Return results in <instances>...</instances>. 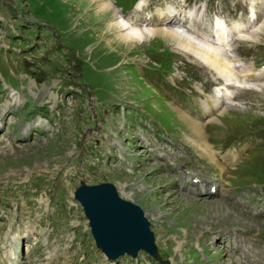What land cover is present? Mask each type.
<instances>
[{"label":"rangeland","instance_id":"1","mask_svg":"<svg viewBox=\"0 0 264 264\" xmlns=\"http://www.w3.org/2000/svg\"><path fill=\"white\" fill-rule=\"evenodd\" d=\"M116 1L118 4L128 7L130 0ZM236 1L244 10L252 1L259 15L263 11L260 0H190L188 5L183 4V0H148L145 11H148L150 7L153 9L154 6L155 8H165L167 5H172L176 7V11L184 14L192 5L205 3L207 11L204 18L211 20V16L217 14L229 22ZM123 13L127 16L139 17L137 13L133 12V9L123 10ZM0 15L2 16L0 24H3V19L6 22L12 21L15 29H12L11 22L0 25V30H12L8 31V39L4 41L9 50L7 51L6 47L0 48L1 82L5 80L9 85L20 88L24 83L20 74L33 72L32 66L26 65L25 58L28 57V51L25 49L31 48L34 44L36 50L39 51L36 52L35 50L33 53L35 56L31 55L30 61L35 62L32 65L39 72L38 74L33 72L36 77L44 78L45 74V78L52 79L58 76L59 79L64 78L60 83L67 85L71 74L64 69V65L63 67L61 65L62 62H67L73 70H75L74 65L77 67L80 73L77 83L83 86L84 95L91 94L98 102L109 103L105 110L103 108L101 110L100 107H97L98 104L94 103L99 119L94 110L91 109L92 102L89 99H82L81 94L83 92L77 94L78 96L75 95L73 98V118L71 108L65 104L64 120L60 125L55 122L57 124L55 134L49 135L48 140H31L26 144H20L21 147L14 145L12 151L4 148L0 150V179L7 180L8 183L0 186V194L7 201V204L16 201L23 202L22 187L28 189L30 191L28 193L32 192L33 187H28L24 182L29 174L28 171L33 174L40 172L41 177H44L49 183L59 177L67 185L66 188L60 180L57 181L53 204L57 206L59 212L64 213L65 211L68 212V215L72 213L74 208L72 205L71 212L67 209L68 201L72 204L70 192L80 181L92 183L108 180L115 184L123 198L133 200L143 208L158 235L157 244L162 249L161 253L166 254L169 259L174 258L179 264L209 262L210 258L201 256V253L197 255L194 250H192L191 256L197 255V258L189 257L187 255L188 248L197 245L201 247L203 243L206 245L214 231L233 223L239 229V233L246 235L248 242L255 246L257 261L264 259V216H252L248 209L242 208L233 199L212 200L179 190L176 187L177 182L174 181L169 172L165 171L161 163L153 160L151 158L152 153L150 155V152L146 151L144 147V138L152 137V134L162 137L164 132H145L142 126L147 125L148 120H143V125L140 123L141 119L144 118L140 115L141 110L144 109L142 102L148 103V106L155 112L152 114L156 116L161 112L162 107L156 111L154 106L157 104L156 100L153 99L161 96L162 101H168L160 89L149 85L148 81L151 80L147 81L145 75L150 76L149 73L155 75L160 72L161 74L165 73V77L170 74L169 82L172 86L182 91L185 90L184 93L192 97L193 95H201L197 89L198 86L209 91V88L217 81L211 71L191 55L177 49L175 43L163 41L158 37L136 46L135 49H127L118 43L109 45L108 42L113 37V33L105 29L107 19H98L94 14V8L88 9L87 6L81 4L80 0H0ZM145 16L142 15L141 18L144 20ZM201 21L206 20L202 19ZM262 24L261 22L260 25ZM203 25L206 26L207 24L204 23ZM263 33L259 37L260 40L238 42L241 50L240 57L243 61L251 60L255 66L264 64ZM4 37L3 33H0V43H3ZM49 47L50 55L43 57L39 63L38 57H42V53L49 54ZM164 48L166 50L162 52ZM32 49L35 48L32 47ZM20 50L22 51L21 54H19ZM156 51L165 54L164 60L168 62L166 65H163L164 62L157 56L159 53ZM127 60L136 63L137 70L131 63H126ZM153 60L158 61V65H154ZM39 65L44 73L37 68ZM171 68L172 72H167ZM142 69H145V75L142 73ZM61 70L66 72L61 74L63 78L58 75ZM1 82L0 87L2 89ZM50 82L51 80L46 81L47 84ZM240 94V99L234 100L233 104L223 113L221 121H212L207 126V130L211 134L208 139L215 146L219 144L221 136L229 133L232 136L243 135L259 128V125L255 127L254 120L264 121V88L261 90L243 89ZM38 97L42 100L44 96L39 95ZM115 100L117 103H114ZM4 101L6 98L0 95V102ZM29 101L25 108L21 109L22 114L32 108ZM174 108L179 112V117L180 114L185 115L176 106ZM168 109L170 110V107ZM163 110L167 111L165 105H163ZM80 113L83 115L81 119H79ZM61 114L62 110L59 112V115ZM129 116L134 121H129ZM153 118H157V116H153L151 120ZM20 120L24 122L26 116L21 117ZM215 123L220 127L223 126L222 130L213 127ZM168 125L173 129L180 130L182 135L185 134L183 128L189 132L184 121L178 123L171 120ZM59 127L63 128L59 129ZM188 127L196 133L195 126L188 124ZM203 134L207 135L205 131ZM149 139L153 141V138ZM229 141L230 138L228 137L226 143ZM204 143L206 144L205 149L204 146H199L206 150L207 138ZM209 146L212 150V146ZM120 148L127 149L123 153L119 150ZM109 155L110 157H107ZM187 162L186 164L194 169L202 165V162L195 161L193 154L190 155ZM238 171L243 174L245 182L250 180L246 174L248 172L246 167L241 165L232 173H238ZM209 172L212 177H216L214 168H210ZM35 176L32 175V179ZM43 191L41 190L40 193ZM34 198L37 196H31L29 200L32 201ZM259 199L261 197H258ZM261 203L255 202V206L259 208ZM28 205V208L33 207L31 202ZM230 212L235 215L233 216ZM156 215L158 217H155ZM217 217H221L220 221H212ZM74 218L79 221L78 234H80L81 239L85 238L81 247L89 257V264L120 263L124 257L119 258L114 263L112 261L109 263L95 248L92 249L94 250L93 253L89 241L86 239L88 236L85 232V219L81 212L75 211V217L68 218V221ZM174 219L179 220L180 227L165 233L163 226L166 227V223L173 226ZM66 222L64 220L62 223ZM158 222H161L160 225ZM205 223H211L210 226H207L209 230L211 229L210 232L205 233L206 229L202 228ZM246 223L251 225H246ZM215 243L216 247L210 251L218 250L219 254L221 252L223 255V258H220L222 263L224 261V264H236L234 259H230L226 255L222 245L218 244L217 241ZM80 249L79 256L82 254ZM237 253L241 256L239 251H236L235 256ZM204 255L206 254L204 253ZM246 256L251 261L249 256ZM62 258L73 264H84L86 261V258L80 262L75 261V257L74 259L73 257ZM146 258L151 264H156L148 257ZM217 263L220 264V261L218 260Z\"/></svg>","mask_w":264,"mask_h":264},{"label":"bare ground","instance_id":"2","mask_svg":"<svg viewBox=\"0 0 264 264\" xmlns=\"http://www.w3.org/2000/svg\"><path fill=\"white\" fill-rule=\"evenodd\" d=\"M80 2L85 7L87 6L88 9L91 7L94 8V14L98 19H104V20L107 19L105 29L110 31V33H113V37L108 42L109 45H111V43H118L121 46L124 45L127 49L128 48L135 49L136 46L146 42H150L153 39H157L158 37V39H161L163 41L174 42L175 46L178 49L196 57L201 63L207 65L209 68L214 70L223 80H229L230 82L236 83L237 85L238 84L255 85L253 80H250L251 76L248 75V72L252 71V73L258 74V76L256 77V79H254V81L256 83H259L264 88V67L259 68L255 72L253 71L255 70V68L252 65L250 68L246 67L240 70L241 71L240 73L236 72L234 69L237 66H241L239 65L240 61L233 58V56L230 54L231 45L226 41L227 36L232 32L238 33V35L243 38L259 39L260 35H262V33L264 32V15L262 16L261 19L263 24L260 25L259 27L256 25L255 27L256 29L254 30L255 32L252 30L250 33L242 32L241 29L244 26L240 22H234L232 23L231 27H227L222 22L221 19H218L219 20L218 27L217 29L214 30V35L217 37V40H219L218 41L219 44L217 46H213L210 43L204 42L201 39H199L198 35L200 36L202 35L198 31H195L194 34H191L190 32H187L186 29L175 28L173 25H170L169 24L170 21L176 15V13H174L170 7H167L166 9L156 8L157 20H154L153 18L154 13L150 12L151 15L149 16L148 22L136 23L135 21H132L129 18H125L122 16L120 10L115 6L114 0H80ZM143 6H145V0H139L136 5V10L142 9ZM53 95L54 94H50L49 98L52 97V99H54ZM213 100H214L215 109H218L220 106L219 99L213 98ZM203 105L205 107V112L206 113L210 112L211 106L209 105L208 101L204 100ZM180 110L183 113H185V115L180 114V117H182L187 122V124L196 127L197 129L196 133L194 132L193 133L196 137V140L198 141V144L200 146L202 145V147L204 146L205 149L206 144L204 142L206 140V136L203 134L204 122L195 120L192 116L186 114L185 111H183L182 109ZM209 114H213V111L210 112ZM204 151L209 153L210 155H214L208 143H207V148ZM210 157L214 159L213 156ZM221 168L224 169L222 166ZM184 173H188V175L190 176L192 175V173L189 171H184ZM118 214L119 213H116L111 218L112 219H114L115 217L120 218ZM218 218L220 217H217V219ZM125 226H127V224L118 223L117 229L115 230L116 232V237H114L115 242L111 238L112 241L110 243H116L115 246L119 245L116 242V240L117 238H120L122 236L124 232L123 228ZM8 239L9 237L7 236L6 241ZM128 241L129 242H127V245H129L130 243H134L135 239L129 238ZM181 243H183V241H181ZM9 246L10 247L12 246L11 243L9 244ZM1 247L3 248L4 245H1ZM66 248L67 247L65 246L64 250L60 254L62 255L66 254ZM16 250H17V245H14V247H12V252L9 251L10 259L12 255H15ZM244 251L246 255H248L249 258L251 259L250 257L251 255L249 254L248 250L244 248ZM57 257L58 254H56V248L55 247L51 248V250L47 251L45 255V258L48 260L47 264L48 263L51 264ZM248 261L249 264H255L252 259H251L252 263L250 260Z\"/></svg>","mask_w":264,"mask_h":264},{"label":"water","instance_id":"3","mask_svg":"<svg viewBox=\"0 0 264 264\" xmlns=\"http://www.w3.org/2000/svg\"><path fill=\"white\" fill-rule=\"evenodd\" d=\"M75 197L84 208L97 244L108 258L115 259L124 253L135 256L139 249H144L158 259L154 235L141 207L120 198L113 184H82L76 189ZM116 213L120 218L112 219ZM118 223L127 224L122 236L116 240L119 247L115 246L116 243H110L112 239L115 242ZM129 238L135 239V242L127 245Z\"/></svg>","mask_w":264,"mask_h":264}]
</instances>
